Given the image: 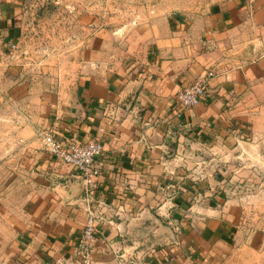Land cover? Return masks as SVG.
Masks as SVG:
<instances>
[{"label":"crops","instance_id":"1","mask_svg":"<svg viewBox=\"0 0 264 264\" xmlns=\"http://www.w3.org/2000/svg\"><path fill=\"white\" fill-rule=\"evenodd\" d=\"M112 1L0 0V264L69 255L88 204L92 264H224L235 221L188 212L219 206L242 176L264 179V0L186 12ZM38 4L54 6L56 34L29 45L26 6ZM209 69L178 115L177 91ZM41 129L101 142L90 199Z\"/></svg>","mask_w":264,"mask_h":264},{"label":"rangeland","instance_id":"2","mask_svg":"<svg viewBox=\"0 0 264 264\" xmlns=\"http://www.w3.org/2000/svg\"><path fill=\"white\" fill-rule=\"evenodd\" d=\"M214 0H113L114 8L126 10L128 8L155 9L160 11H190L193 9H204ZM47 11L41 12V5H27V22L24 24V42L31 41L40 43L49 40L54 35L55 20L50 16L52 4H47ZM120 13V12H118ZM120 17V16H119ZM121 18V17H120ZM43 39V40H42ZM39 45V44H38ZM41 49H34L38 52ZM244 180V181H243ZM248 181L251 185H247ZM239 187H234L220 197L229 200L226 203L218 202L204 211L193 208L188 213L190 217L225 216L234 223L226 226L228 235L232 236L229 241L219 244L220 258L224 264H264V179L260 176L245 177L238 179ZM211 197V196H209ZM236 207H233V204Z\"/></svg>","mask_w":264,"mask_h":264},{"label":"built area","instance_id":"3","mask_svg":"<svg viewBox=\"0 0 264 264\" xmlns=\"http://www.w3.org/2000/svg\"><path fill=\"white\" fill-rule=\"evenodd\" d=\"M215 76L213 69L201 72L191 83L180 88L176 93V102L182 111L192 108L203 98L209 80ZM38 139L46 151L55 159L72 166L80 174L86 198L90 199L91 192L96 187L100 167L98 158L102 152V144L91 140L78 142L70 140L63 143L58 140L50 130L37 131ZM100 217L95 214L91 205L85 208V222L76 244L72 247L69 255H57L49 259L45 264H92V243L99 232Z\"/></svg>","mask_w":264,"mask_h":264}]
</instances>
